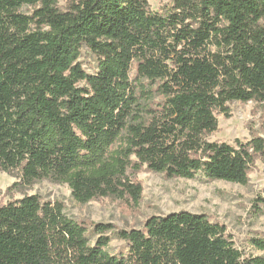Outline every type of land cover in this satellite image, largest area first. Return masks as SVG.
Wrapping results in <instances>:
<instances>
[{
	"label": "trees",
	"instance_id": "obj_1",
	"mask_svg": "<svg viewBox=\"0 0 264 264\" xmlns=\"http://www.w3.org/2000/svg\"><path fill=\"white\" fill-rule=\"evenodd\" d=\"M84 47L94 74L78 61ZM143 81L164 98L145 117ZM232 102L264 103V0H172L161 12L147 0H72L62 11L57 0H0V173L18 180L9 190L47 180L81 205H136L142 169L245 186L264 139L207 140ZM253 206L264 207V189ZM113 229L94 224L90 244L60 202L23 195L0 205V264H264V238L250 240L263 255L244 256L202 214L117 231L128 250L119 257L106 250Z\"/></svg>",
	"mask_w": 264,
	"mask_h": 264
},
{
	"label": "rangeland",
	"instance_id": "obj_2",
	"mask_svg": "<svg viewBox=\"0 0 264 264\" xmlns=\"http://www.w3.org/2000/svg\"><path fill=\"white\" fill-rule=\"evenodd\" d=\"M72 0H57V8L65 10ZM150 9L161 12L169 6L172 0H147ZM31 7L22 8V13L30 14ZM83 70L87 74L97 72L95 56L85 47L79 58ZM134 69L130 78H134ZM136 103L141 117L144 107H154L162 103L164 98L156 91V85L143 81L137 83L135 90ZM229 116L215 112L218 122L217 131L207 137L209 142L227 143L231 146L236 141L246 142L252 137L264 139V103L227 104ZM121 138L114 147L123 144ZM249 182L242 186L224 181H207L201 176L193 180L180 178L168 179L162 174L152 173L142 169L136 175V181L141 184L142 195L138 204L129 199L115 200L102 198L85 205L73 200L66 185L51 183L47 180L36 182L31 187L18 192L9 190L16 178L0 173V205L8 201L20 199L23 195H38L46 202H60L65 215L75 222L87 227L90 244H94L96 236L92 234L94 224H110L114 229L107 232L110 242L106 248L110 255L116 257L127 254V245L116 237L119 230H141L145 221L152 216H166L171 213L189 212L202 214L213 223H219L226 228L234 246L244 256H260L262 252L250 245L253 238H264V207L256 209L254 201L262 196L264 189V160L256 157L248 174ZM259 212V213H257Z\"/></svg>",
	"mask_w": 264,
	"mask_h": 264
}]
</instances>
